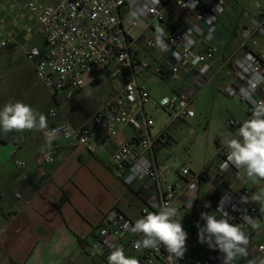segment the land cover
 <instances>
[{"label":"built area","instance_id":"2783aa9c","mask_svg":"<svg viewBox=\"0 0 264 264\" xmlns=\"http://www.w3.org/2000/svg\"><path fill=\"white\" fill-rule=\"evenodd\" d=\"M229 4L230 0H30L25 4L37 19L44 41L42 46H33L26 58L35 64L38 81L53 96L76 94L86 85L88 77L96 73L100 75L94 82L104 77L123 81L122 91L80 126L60 119L56 110H50L49 118L58 121L51 135L92 150L101 134L113 138L121 129L133 128V136L113 154L111 167L117 170L126 186L144 199L143 216L146 209L155 212L165 203L178 209L176 202L184 195L183 186L193 193L200 188L201 174L196 175L184 167L176 182L169 181L158 159V152L170 145L169 126L195 117L193 103L197 93L182 90L163 97L158 107L168 114L170 122L164 129L153 132L155 121L146 109L151 94L138 83L139 74L148 64L140 60L137 37L131 34L138 23L124 25L123 19L126 14L135 13L145 23L141 33L145 49L161 54L166 60L155 70L157 75L195 73L203 82L218 61V35L224 30ZM172 7L181 13L177 16L179 25L169 18ZM255 8L257 13L249 15L238 31L241 54L224 63L228 68L224 92L229 97H238L246 105L245 120L251 118L255 105L264 102V49H257L260 40H264V7L256 2ZM161 26L170 28L161 36L167 46L165 50L156 44L157 29ZM13 43V39L0 30V50ZM244 121L235 118L228 121L232 137ZM229 151L228 147L223 148L220 161L207 170L209 176L222 185L237 182L245 171L226 163ZM55 155V148L45 149L40 161L51 164ZM26 164L16 162L19 167ZM262 190L264 180L258 179L254 185L241 186L239 192L228 191L217 203L222 209L217 219L223 218L225 211L230 223L240 226L245 234L249 232V242L256 238L252 250L247 246L248 256L238 257L232 264H249V261L259 264L264 258ZM254 194H261V201L252 200ZM252 222L259 224V228L253 229ZM125 223L133 225L129 217L113 208L94 227L93 264H108L113 245L123 247L125 255L138 258L140 264H223L224 257L218 248L200 242L198 229H184L188 234L186 252L182 258L174 260L163 246L137 250L134 242L143 236L126 231Z\"/></svg>","mask_w":264,"mask_h":264},{"label":"crops","instance_id":"0c3cea01","mask_svg":"<svg viewBox=\"0 0 264 264\" xmlns=\"http://www.w3.org/2000/svg\"><path fill=\"white\" fill-rule=\"evenodd\" d=\"M2 6L0 30L6 32L14 43L0 52H4L11 64L14 47L26 49V55L33 46H42L29 45L36 35L41 36L40 27L37 19L26 8L27 13L19 15L21 18L18 20L6 9L5 3ZM240 6L238 0H230L228 17L223 22L224 33L218 35V61L203 82L195 73L164 77L157 75L155 70L166 63L164 56L145 49L141 35L145 29L143 22L130 20L132 13L126 14L124 25L139 22L137 28L131 30V34L137 37L140 60L148 64V68L139 74V85L151 94L146 86L147 81L142 78L155 74L161 78H171L174 93L187 90L197 93L198 97L205 85L212 82H219L224 89L228 81V68L224 63L230 57L241 54L239 28L249 15L257 13H247L241 19ZM179 15L181 16L180 11L172 7L169 18L176 25L180 24L177 18ZM160 29H163V35L170 31L166 26H161ZM147 34L153 35L150 32ZM158 35L159 32L156 36ZM257 49H264V40H260ZM2 56L3 53L0 54V64ZM33 65L35 70V64ZM99 75L96 73L90 80L87 79L86 85L76 93V103L87 94L86 88L89 85L99 86L100 82H94ZM119 81L120 89L117 94L123 89V81ZM116 95L99 105L91 117L85 120L78 117L71 119L68 112L66 117L59 113V117L74 126H80L89 122L99 108ZM194 118L183 122H190ZM57 122L51 120L48 128L34 129L26 136L0 134V264H10L11 261L17 264H93V229L106 213L117 208L132 220L133 225L143 217L141 211L145 205L144 199L126 186L117 170L111 167L113 154L133 136V128L125 127L113 138L108 134H101L90 150L52 136L51 129ZM158 131L160 129L154 126L153 132ZM48 148L56 149L51 164L40 161L41 152ZM165 148L158 152L160 164L167 160L163 153ZM221 154L222 150L218 152L216 160L206 166L207 170L220 161ZM18 161H25L27 164L19 167L16 165ZM244 172L237 182L226 185L206 173L201 177L200 188L195 193L183 186L184 195L176 202L183 228L194 231L198 229L197 224L203 226L205 221L201 219V213L218 216L217 203L228 191L239 192L240 187L246 186L247 182L249 186L257 183L249 180ZM177 180L175 177L173 182ZM132 234L138 237L142 235Z\"/></svg>","mask_w":264,"mask_h":264},{"label":"rangeland","instance_id":"374dc122","mask_svg":"<svg viewBox=\"0 0 264 264\" xmlns=\"http://www.w3.org/2000/svg\"><path fill=\"white\" fill-rule=\"evenodd\" d=\"M29 0H0V13L2 4L5 3L12 16L20 19L19 15L27 13L25 4ZM242 11L239 17L242 19L245 14H254L255 4L259 2L264 7V0H238ZM130 20H141L135 13ZM138 22V23H139ZM145 26V23L142 24ZM44 41L40 35H36L29 45H43ZM28 46H26L27 48ZM26 49L21 46L13 48V62L10 64L3 53L0 64V108L9 101H22L31 105L36 113H43L47 117V128L51 122L49 111L56 110L63 116L71 119L78 117L85 120L95 112L97 107L116 95L120 89L119 79L104 77L100 80L99 86L89 85L81 101L76 103V94L68 96H53L37 79L34 65L29 62L25 55ZM93 75L88 77V80ZM145 79L146 86L151 91L150 103L146 109L155 121L156 129H164L168 126L170 118L168 114L158 107V102L165 96H171L173 86L172 79L161 78L157 75ZM98 84V83H97ZM195 118L190 122H176L169 126L168 135L170 145L163 153L166 161L162 166L164 175L169 181H174L182 168L188 167L192 173L200 175L209 163L216 160L217 154L222 148L227 147V141L232 137L231 130L227 126L230 119L239 121L246 119V105L241 103L238 97H229L219 82H212L200 91L193 103ZM68 110V111H67ZM66 112L68 114L66 115ZM38 120V117H37ZM34 130V129H33ZM32 130L23 132L12 131L6 134L26 136ZM0 134L5 133L1 131ZM246 175V172H244ZM249 182L246 186H249ZM264 198V195H263ZM249 232L247 231L246 234ZM256 238L250 242V249H253Z\"/></svg>","mask_w":264,"mask_h":264},{"label":"clouds","instance_id":"9594fccd","mask_svg":"<svg viewBox=\"0 0 264 264\" xmlns=\"http://www.w3.org/2000/svg\"><path fill=\"white\" fill-rule=\"evenodd\" d=\"M157 31L160 35L157 36L156 44L161 50H165L167 46L161 39L163 29L158 28ZM46 127L47 117L43 113H36L31 105L22 101H9L0 108V131L5 134L12 131L41 130ZM227 147L230 149L227 164L236 169H244L247 178L253 183L258 179L264 180V102L255 105L251 118L245 120L234 137L227 141ZM261 199V194L252 196L254 201ZM217 210L222 211L221 207ZM145 211L146 215L137 219L134 225H123L126 231L143 236L135 241L133 246L137 250L158 249L163 246L174 260L182 258L186 252L188 234L183 228L178 209L165 203L159 206L158 211ZM227 215V212L223 211V218L217 219L213 214L202 212L201 219L205 223L203 226L197 224V227L200 242L207 243L210 248H218L224 257L223 264H232L238 257L248 256L249 238L240 226L229 222ZM251 226L253 229L259 228V224L255 222H252ZM112 247L113 251L107 257L108 264H140L138 258L126 256L123 247ZM249 264L256 262L249 261ZM259 264H264V258L259 260Z\"/></svg>","mask_w":264,"mask_h":264},{"label":"trees","instance_id":"16d2710c","mask_svg":"<svg viewBox=\"0 0 264 264\" xmlns=\"http://www.w3.org/2000/svg\"><path fill=\"white\" fill-rule=\"evenodd\" d=\"M208 168V167H207ZM207 173V169H205L202 173H201V177H203V175H205ZM10 264H17L16 262L14 261H11Z\"/></svg>","mask_w":264,"mask_h":264}]
</instances>
